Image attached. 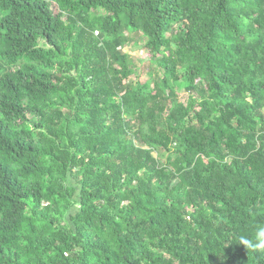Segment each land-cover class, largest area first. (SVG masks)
<instances>
[{
    "label": "trees",
    "instance_id": "obj_1",
    "mask_svg": "<svg viewBox=\"0 0 264 264\" xmlns=\"http://www.w3.org/2000/svg\"><path fill=\"white\" fill-rule=\"evenodd\" d=\"M260 224L264 0H0V264H264Z\"/></svg>",
    "mask_w": 264,
    "mask_h": 264
},
{
    "label": "clouds",
    "instance_id": "obj_2",
    "mask_svg": "<svg viewBox=\"0 0 264 264\" xmlns=\"http://www.w3.org/2000/svg\"><path fill=\"white\" fill-rule=\"evenodd\" d=\"M239 243L243 244L247 249L251 248L256 251H264V224H260L254 229L251 239L246 236H241Z\"/></svg>",
    "mask_w": 264,
    "mask_h": 264
},
{
    "label": "rangeland",
    "instance_id": "obj_3",
    "mask_svg": "<svg viewBox=\"0 0 264 264\" xmlns=\"http://www.w3.org/2000/svg\"><path fill=\"white\" fill-rule=\"evenodd\" d=\"M125 51H127L128 53H130V54H132L131 55V57H132V59L133 60H135L136 59V57L139 55V52H142V53H144V49H143V47H142V45H141V47L140 46H136V45H132V46H130V47H127L126 49H124ZM142 77V76H141ZM149 77V74H148V72H146V73H144L143 74V78H142V80H145L146 78H148ZM184 94V96H187V94L188 93H186L185 91H182V95ZM157 156H160V157H162V153H155Z\"/></svg>",
    "mask_w": 264,
    "mask_h": 264
}]
</instances>
